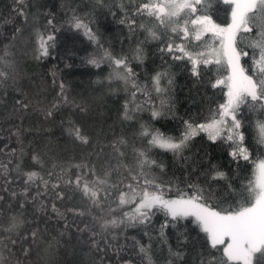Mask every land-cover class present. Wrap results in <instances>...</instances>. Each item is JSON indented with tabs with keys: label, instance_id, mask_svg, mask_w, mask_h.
Listing matches in <instances>:
<instances>
[{
	"label": "snow or ice",
	"instance_id": "1",
	"mask_svg": "<svg viewBox=\"0 0 264 264\" xmlns=\"http://www.w3.org/2000/svg\"><path fill=\"white\" fill-rule=\"evenodd\" d=\"M95 3L105 6L104 0ZM216 4L225 6L224 23L214 19ZM34 7L32 0H13V19L24 27H14L0 55V264H264V159L258 164L252 159L264 156V0H126L119 6V23L130 39L137 32L145 38L119 54L105 46L91 13L64 5L65 24L94 46L84 63L110 69L93 83L106 86L107 95L123 91L131 97L121 105V122H135L145 105L153 119L166 115L151 101L155 93L161 109L168 103L162 97L173 87L170 71L157 69L149 91L132 67L144 64L148 42L159 45L161 58L186 64L197 83L207 76V86L222 95L223 102L209 106L206 115L180 118L179 135L140 123L132 137L112 132L107 143L103 129L88 131L92 104L70 98V86L57 72H51L56 95L48 100L43 82L34 84L21 67L18 42L30 41L32 58L42 61L55 50L64 27L51 10ZM138 96L143 100L137 102ZM65 108L75 111L64 118ZM251 115L260 117L254 121V143L245 136ZM57 117L62 133L82 149L78 156L64 158L66 149L55 141L41 142L52 132L46 125L56 124ZM200 133L228 148L234 175L211 165L208 186L186 183L187 190L173 189L172 181L162 182L154 171L163 173L165 165L152 151L164 149L187 161L184 153ZM246 162L256 165V178L245 183L240 171ZM173 190L176 195L169 198ZM157 213L164 216L158 227ZM129 229H139L148 242L129 237Z\"/></svg>",
	"mask_w": 264,
	"mask_h": 264
},
{
	"label": "trees",
	"instance_id": "2",
	"mask_svg": "<svg viewBox=\"0 0 264 264\" xmlns=\"http://www.w3.org/2000/svg\"><path fill=\"white\" fill-rule=\"evenodd\" d=\"M122 2L126 4V0H104L105 6L101 7L96 5L95 0H32L35 5L32 11L37 9L41 12L51 10L56 17L55 23L58 26L64 25V27L57 33L56 48L48 59L42 61L34 60L32 58L33 46L30 41L23 45L19 42L17 43L15 48L17 59L27 75L32 77L34 84L40 85L41 81L43 82L42 86L46 90L45 96L48 100L52 99L57 91L52 87V71L58 73V80H64L70 86V98L79 100L83 97L87 99L94 109L92 115L85 120L88 131L95 134L103 129L107 135L105 143L112 138V132L117 135L123 133L128 137H132L140 123L149 124L167 134L179 135L182 129L180 118L187 119L193 114L200 118L202 115H206V110L209 106L214 107L216 102H223L219 89L214 90L207 86V76H202L201 82L197 83L190 76L186 64L173 62L167 55L161 58L157 50L159 45L156 42L145 43L143 47L147 53V59L143 65L133 62L132 67L139 74L138 81L142 84H147L149 91H151L150 77L157 69L163 67L170 71L174 81L173 87L169 96L162 97L168 103L161 109L159 107L161 97H158L155 93H152L151 101L152 104L156 105L157 111H163L166 115L153 119L150 108L145 105L135 122H121L119 119L121 105L125 100H130L131 97L123 91L116 96L107 95L106 86L102 87L93 83L97 78L106 76L110 69L106 65L96 69L85 64L83 58L94 51V46L83 35L70 29L65 24L67 16L65 15L66 8L64 5L70 4L72 7H78L80 14L91 13L90 18L94 21L95 28H98L105 46L110 47L116 54L127 53L130 48L134 47L138 41L144 40L145 37L143 33L137 32L130 39L127 27L119 23L120 19L123 18L119 8ZM12 4L13 0H0V55H3L2 49L4 45L9 44L14 27H24L18 18L13 19L14 14L10 11ZM214 19H216L217 23L225 22L226 9L224 5H215ZM43 22L44 17L42 16L41 23ZM27 35L28 32L26 31V38ZM242 63L245 67H249L248 58H244ZM66 64H70L71 67H66ZM225 74L221 70L220 75L223 76ZM162 86H165L164 81H162ZM98 97H103L99 103H97ZM142 100V96L137 97V102ZM169 106L173 107L171 112L167 111ZM74 111L72 108L62 109L64 118H67ZM259 118L258 115H251L253 123L245 128L246 142H255L257 130L254 121ZM59 119L60 117H57L56 124L46 125V127L52 129V132L50 135L44 134L41 136V142L45 139L55 141L60 145L61 149H66L62 153L64 158L71 155L78 156L82 149L74 146L70 138L62 133V130L58 127ZM7 126L6 123H3V127L7 128ZM3 142V139L0 138V145ZM135 143L139 146V141H135ZM12 146L15 145L13 144ZM184 155L190 159L187 161L178 159L171 152L164 149L157 148L152 151V157L165 165L163 173L158 169H154V171L160 176L162 182L172 181L173 189L179 186L181 189L187 190L186 183H199L202 186H208V177L205 174L210 172L211 165L219 166L222 171L228 172L229 176L234 175L233 170L236 165L231 163L228 148L220 141L212 142L208 140L205 133H200L194 138L191 149L186 151ZM252 159L257 162L260 159H264V156L254 154ZM255 170V164L251 162L244 163L240 171V178L245 183L247 180L255 179ZM221 185L222 182L219 185L213 183L211 186L218 187ZM168 195L169 198H174L176 193L173 190ZM163 221V214L157 213L153 221L154 226L158 227ZM150 234L154 237L157 235L156 232H151ZM127 235L129 237L135 236L143 243L148 242V238L139 229H129ZM168 240L175 248V236L172 229L168 230ZM155 243L157 242L154 241Z\"/></svg>",
	"mask_w": 264,
	"mask_h": 264
},
{
	"label": "rangeland",
	"instance_id": "3",
	"mask_svg": "<svg viewBox=\"0 0 264 264\" xmlns=\"http://www.w3.org/2000/svg\"><path fill=\"white\" fill-rule=\"evenodd\" d=\"M259 161H260V160H258V161L256 162V164H258V163H259ZM255 178H256V177H255Z\"/></svg>",
	"mask_w": 264,
	"mask_h": 264
}]
</instances>
